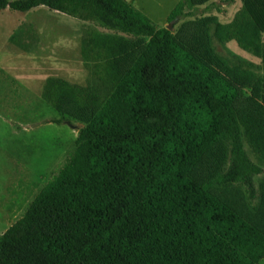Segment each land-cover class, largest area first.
<instances>
[{
    "label": "trees",
    "instance_id": "16d2710c",
    "mask_svg": "<svg viewBox=\"0 0 264 264\" xmlns=\"http://www.w3.org/2000/svg\"><path fill=\"white\" fill-rule=\"evenodd\" d=\"M244 1L255 28H264V0ZM39 6L124 34L134 48L112 60L116 82L99 104H80L78 88L57 86L60 118L50 122L71 118L83 126L74 150L0 234V264L263 260L264 225L203 183L218 166L221 144L228 164L218 185H238L252 199L253 178L264 172L244 149L238 87L209 62L204 22L188 21L173 35L125 0H0V10ZM184 8L180 0L168 21L186 17Z\"/></svg>",
    "mask_w": 264,
    "mask_h": 264
},
{
    "label": "rangeland",
    "instance_id": "374dc122",
    "mask_svg": "<svg viewBox=\"0 0 264 264\" xmlns=\"http://www.w3.org/2000/svg\"><path fill=\"white\" fill-rule=\"evenodd\" d=\"M179 1L133 0L131 4L158 28H166L167 17ZM184 1L187 16L174 20L170 32L175 35L188 21L204 22L210 64L235 82L239 90L236 108L244 149L250 160L264 169V28H255L252 8L244 0H209L201 6ZM25 15L8 8L0 10V234L21 218L39 189L76 146L77 130L83 122L66 119L77 129L65 122H50L60 118L53 105L57 86L78 88L75 96L80 104H99L116 82L112 60L125 59L134 48L132 38L112 35L113 48L105 54L102 45L107 43L108 36L93 33L88 38L95 39L94 44L88 42L89 46H84L79 42L71 45V51L62 53L45 51L44 55H54L58 60L43 61L41 65L6 51L7 38L18 22L26 19ZM59 16L71 23L78 22L64 14ZM44 20L49 27L57 26V21L52 22L50 17ZM87 50L91 53L89 60ZM24 54L31 52L21 53ZM213 157L219 161L218 166L203 183L229 199L246 218L264 225V172L253 178L255 196L249 199L238 185L224 187L216 183L228 164L226 145L221 144ZM259 264H264V259Z\"/></svg>",
    "mask_w": 264,
    "mask_h": 264
},
{
    "label": "crops",
    "instance_id": "0c3cea01",
    "mask_svg": "<svg viewBox=\"0 0 264 264\" xmlns=\"http://www.w3.org/2000/svg\"><path fill=\"white\" fill-rule=\"evenodd\" d=\"M128 3H133V0H125ZM44 7V6H39ZM39 7L31 9L26 13L25 16L26 19L18 22L20 23L15 28H13L11 35L7 38V41L5 42L6 47L8 48L6 51L8 52H14L16 56L19 58H23L28 61H38L41 65H43V61L45 62H55L58 59L55 58L54 55L47 54L48 56L44 55L45 51L47 53H55V52H66L71 51L72 47L71 45L74 44L76 46V43H82L84 46L88 45V42L90 44L95 43V39L89 40L88 36H93V33L100 34L102 36H108L111 37L112 35L117 36H126L121 33H114L112 31L99 28L92 23L84 22L78 20V22L71 23L68 22L66 19H62L59 14L61 13H50L46 8L39 9ZM45 8V7H44ZM43 12V13H42ZM55 12V11H54ZM43 15V18L40 16ZM40 17V18H39ZM52 18L54 22L57 21V26L51 25L50 27L48 25H45V20L48 18ZM43 21V23H39ZM77 20V19H76ZM38 21V22H37ZM91 30L92 32L89 33ZM93 42V43H92ZM65 45L69 46L64 47ZM48 47V48H47ZM46 48V49H45ZM30 53L21 55V53ZM69 54V52H68ZM90 51L87 50V58H90ZM80 60H82L83 53L81 54ZM78 58V57H77ZM5 60V56L3 58ZM64 60V59H61ZM79 58L77 59V61ZM79 60V61H80ZM3 61V60H2ZM262 261V260H261ZM260 261V262H261ZM259 262V263H260ZM258 263V264H259Z\"/></svg>",
    "mask_w": 264,
    "mask_h": 264
},
{
    "label": "water",
    "instance_id": "95a60500",
    "mask_svg": "<svg viewBox=\"0 0 264 264\" xmlns=\"http://www.w3.org/2000/svg\"><path fill=\"white\" fill-rule=\"evenodd\" d=\"M172 23H173V21H170V22L168 23V25H167V27H166L167 30L170 31V29H171V27H172ZM65 124H66L67 126H69L70 128H72V129H77V126H74V125L70 124L69 122H65Z\"/></svg>",
    "mask_w": 264,
    "mask_h": 264
}]
</instances>
